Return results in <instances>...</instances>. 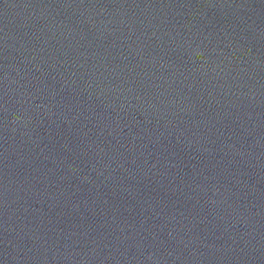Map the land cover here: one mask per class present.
Instances as JSON below:
<instances>
[{
    "label": "water",
    "instance_id": "1",
    "mask_svg": "<svg viewBox=\"0 0 264 264\" xmlns=\"http://www.w3.org/2000/svg\"><path fill=\"white\" fill-rule=\"evenodd\" d=\"M0 264H264V0H0Z\"/></svg>",
    "mask_w": 264,
    "mask_h": 264
}]
</instances>
